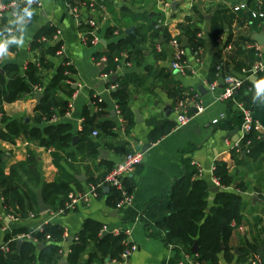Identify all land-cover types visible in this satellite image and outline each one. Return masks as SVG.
Returning a JSON list of instances; mask_svg holds the SVG:
<instances>
[{"label":"crops","instance_id":"1","mask_svg":"<svg viewBox=\"0 0 264 264\" xmlns=\"http://www.w3.org/2000/svg\"><path fill=\"white\" fill-rule=\"evenodd\" d=\"M37 1L40 6L17 5L0 20V67L14 65L21 74L31 63L37 67L41 77V87L31 86L30 94L1 105L3 117L7 122L21 120L27 129L38 130L41 137H44L42 131L46 127L58 124L69 127V142L62 151L56 152L58 165L76 182L67 184L69 192L86 190L97 183L109 167L119 163L123 155L142 152L146 147L140 165L123 179L132 184V200L128 206L114 209L113 193L111 189L104 188L106 190L102 189L98 197L86 206H79L45 223L49 212L62 205L63 198L61 194L45 202L41 195L42 185L53 184L57 177L51 156L54 149L39 146L37 140L27 141L23 135L8 140L0 138L1 174L7 177L19 196L25 192L30 198L31 208L30 212H19L17 207L5 208L0 195V224L5 227V231L0 233V241L5 233L12 230H27L16 235L27 234L42 225L47 229L48 239L32 242L35 244V257L49 245L56 247V253L60 255V258L47 264H68L67 255L78 237L84 239L85 247L72 264H114L118 261L115 258L117 251L109 245L110 240L115 233L123 235L127 231V241L135 247V251L126 264H193V258L184 254L180 247L164 244V234L157 224L167 214L170 185L183 174L182 161L197 165L199 174L196 178L208 187L207 208L212 206L215 194L210 192L215 187L211 168L215 162H221L232 180L225 189L217 187L219 191L228 190L238 195L242 204L239 222L232 226L227 240L229 258L225 259L221 251L217 254L216 264H245L243 258H248L251 250L256 251L262 246L263 252L264 150L255 157L249 155L247 146L239 144L241 120L237 106L249 109L258 132L263 133L264 71L249 76L248 85L243 84L231 99L218 102L215 97L221 90V84L214 79L212 69L218 66L222 76L242 79L241 70L245 69L242 67L264 62V24L248 15L256 8L264 9V0H102L103 12L90 14L80 10L78 20L69 14L65 0ZM239 5L245 8L234 11L233 8ZM144 17L147 20L159 18L153 26L155 36L147 30ZM89 19L96 23V45L82 44L79 40V35L88 37L91 31L86 24ZM211 21L221 30L216 38L210 34ZM158 23L160 25L156 29ZM130 27L133 28L131 37L143 40L141 45L122 51L113 74L102 78L106 75L101 71L105 65L103 52H106L108 44L124 40L127 37L124 31ZM45 28L59 32L58 42L52 40L54 33L50 38L38 37ZM108 30H111V35L105 37ZM185 30L195 31L192 42L200 43L195 50L188 47ZM170 38L178 39L180 44L182 39L186 40L187 46L183 48L186 69L183 75L169 67L171 51L167 42ZM255 38H260L262 44H258ZM33 42L37 46L31 48ZM57 43L60 56L56 55L59 48L52 54L51 47ZM136 49L141 54L133 56ZM40 58L41 63L47 66L39 65ZM65 64L69 71L54 96L66 103L71 101L70 119L61 117L50 123L43 117L35 123L34 108L39 103L35 104L33 96L41 94L58 67H65ZM113 76L116 77L114 82L106 81ZM121 78L130 79L127 86L130 125L122 118L119 109L116 113L114 107L117 105L110 95V91L115 90H110V86L116 85L115 82ZM214 81L216 89L209 92L207 87ZM171 90H178L182 97L203 107L201 113L181 127L175 124L176 103L168 95ZM72 95L75 97L71 100ZM96 98L102 102L99 111L93 103ZM190 110L192 112V108ZM133 112L140 121L134 122ZM54 113L51 116L60 117L64 112L58 114L54 110ZM219 115L223 119L211 125V120ZM84 118L91 121L90 125H86L87 132L82 141L89 142L91 150L85 143L78 142ZM163 121L174 125L166 134L149 140L150 122ZM4 124L1 123L0 131H3ZM233 127L238 128L236 134L231 133ZM91 132L96 135L91 136ZM234 140L238 143L236 147L237 143L232 142ZM261 140L264 141L263 138ZM27 150L35 161L33 173L29 176L17 166L25 161ZM38 200L47 207L46 211L39 212ZM8 210L18 214L16 221L6 219ZM104 238L106 240L100 242ZM123 240L120 243L122 246ZM23 241L20 240L18 247L15 243L16 251ZM262 252L259 254L262 255Z\"/></svg>","mask_w":264,"mask_h":264},{"label":"trees","instance_id":"2","mask_svg":"<svg viewBox=\"0 0 264 264\" xmlns=\"http://www.w3.org/2000/svg\"><path fill=\"white\" fill-rule=\"evenodd\" d=\"M254 7V5H252ZM251 6V7H252ZM263 8V7H262ZM194 12V8H192ZM249 17L250 14L248 13ZM144 21L147 22V30L152 32V35L155 36L156 30H153V26L159 18H151L149 20L144 17ZM187 20V19H186ZM185 30L184 34L188 39L189 48L195 50L199 47V42H192L194 38V30ZM53 30L45 28L39 35L45 38H50L53 34ZM221 33L220 28L213 22H210V34L213 38H216ZM111 35V30L106 31L105 37ZM143 40H135L131 36H127L124 40H118L114 44H108L106 47V52H103L105 59V65L101 70L103 74L111 73L113 74L116 65L118 56L122 51L128 50V48H135L141 45ZM58 44L52 45V54L58 47ZM37 44L33 42L31 48L36 47ZM130 53V52H128ZM127 53V55H128ZM132 54V53H130ZM141 54L139 49L134 51L133 56ZM101 56V54H99ZM39 65L42 67L47 66V64L41 63V58L38 60ZM247 68V67H242ZM0 112L2 104H9L14 101H17L24 95L31 93V86L41 87V77L38 74L37 67L34 64H27L22 70L21 74L19 70L14 65H5L0 67ZM69 71L67 64L64 66H59L52 80L42 89L41 99L39 104L34 108L35 118L34 122L39 123L44 117L46 120L52 115L55 114L54 110L58 114H62L66 109V101L58 100L55 95V90L59 88V83L66 78V73ZM216 74V68L212 69V75L214 79ZM218 75L222 76V73L218 72ZM116 88L114 91H110L112 99L115 101L119 112L123 119L126 120L127 125L131 123V113L128 110V93L127 86L130 84L129 78H121L115 82ZM244 85H248L247 79L243 81ZM168 95L173 99V102L187 100L181 96L178 90H171L168 92ZM96 107L99 108L100 105L96 104ZM85 111L82 110L83 115ZM130 120V121H129ZM88 118H84L83 128L78 134V142H83L84 135L86 134V125H90ZM4 124L3 131H0V138L3 140H8L11 137L17 135H23L27 141L37 140L39 146L50 147L54 149V152L51 153L52 163L57 170V177L53 184H44L41 188V195L45 202L47 200H54L58 195H63L62 202L64 201L69 189L67 187L68 183H76L73 178L66 174V172L58 165L57 163V151H62L67 142H69L71 136L69 135V127L67 125H54L49 126L43 129L42 134L44 137H41L38 130L36 129H27L26 126L22 123L21 120L6 121V118H1V123ZM152 130L149 134V140L156 139L164 134H166L174 125L171 122H150ZM154 136V137H153ZM248 141L246 150L249 155L258 157L261 154V151L264 150V141L260 138H257V134L254 132L249 133L244 141ZM85 143L86 147L91 150V145L89 142ZM35 161L33 155L30 151L27 150V157L24 162L18 164L19 170H23V173L26 176H29L33 173ZM183 165V174L182 176L174 180L170 185L167 195H168V204H167V214L163 220L157 224L160 230L164 234V244L180 247V250L184 254H190V248L195 243L196 253L194 259L198 263L203 264H216L217 254L221 251L224 254L225 259H228V248L227 240L230 236V233L234 227L239 222V212L241 209V198L228 191L221 190L214 194L212 200V206L207 208L206 198L208 196V187L200 179H197L196 176L197 170L194 166L190 165L187 161H182ZM2 168V159L0 155V188H1V198L2 206L5 208H16L19 212L24 210L29 211L30 208V198L22 192V196H19L15 193L12 186L8 182L7 177H3L1 174ZM109 167L107 171L110 170ZM26 169V170H24ZM104 173V174H105ZM212 177L217 181L218 187L223 189L229 187L231 184V177L228 175L225 165L221 162H215L212 170ZM127 182V183H126ZM123 186L126 192L132 193V184L130 181H123ZM114 197V205L119 199V194L111 189ZM25 202V203H24ZM233 224V227L230 225ZM1 226V224H0ZM42 230L40 233H35L32 236L39 242L44 240L45 235H47V229L45 226L41 227ZM20 232H27V230H12L11 232L5 233L2 237V242H7L14 235ZM110 240V246L114 247L117 251L116 259L119 258L120 253L123 251L124 246L120 243L123 240V235L118 234L112 236ZM106 238V237H105ZM101 239L104 241L106 239ZM50 239V238H49ZM57 238L56 240H58ZM48 241V240H45ZM54 241V240H53ZM77 243L70 247L69 253L67 255L68 264L74 263L77 258H79L80 253L84 249L85 243L84 239L79 238L76 240ZM174 246V248H175ZM8 252H0V264H47L49 261L57 260L60 258V255L56 253V247L51 245L46 246L44 251H41L37 257H35V244L31 241L24 240L20 248L15 250V241L9 242L7 244ZM256 253L255 250H251V254ZM249 255V256H250ZM264 256V250L262 252ZM248 256V257H249ZM244 262L248 258H243ZM241 259V260H243Z\"/></svg>","mask_w":264,"mask_h":264},{"label":"built area","instance_id":"3","mask_svg":"<svg viewBox=\"0 0 264 264\" xmlns=\"http://www.w3.org/2000/svg\"><path fill=\"white\" fill-rule=\"evenodd\" d=\"M66 8L68 9L69 14L75 19L78 20V14L80 10H84L90 14H94L96 12H103L104 7L102 4V0L93 1V0H65ZM17 5H25V6H40V3L37 0H13L8 2H2L0 0V20L4 16V14L9 11L12 8H15ZM244 5H239L233 8L234 11H237L239 9H244ZM250 17L254 20H257L260 23L264 24V9L256 8L254 11H250ZM87 26L90 28L91 31L88 32V37H85L84 35H79V40L82 44H85L88 42L91 45H96L98 43V37L96 34V23L94 20L89 19L86 21ZM77 25V24H76ZM159 23L155 25V28H159ZM162 25V24H161ZM58 36L59 32L55 31L52 35V40L55 42H58ZM87 39V41H86ZM167 46L171 51L170 56V62L169 67L171 70L179 73L180 75H183L186 66L183 60L184 57V49L181 47L180 42L176 38H170L167 42ZM157 51H159V48H157ZM60 48L57 50L56 55L60 56ZM264 71V62H256L252 64L250 67L246 69L241 70V74L244 76L242 79L237 78L230 75L221 76L218 75L219 67H216V80H219L221 83V90L219 91L218 95L215 97V100L218 102L226 101L232 98L233 94L243 86V81H245L249 76H255L258 73H261ZM102 78H107V75H103ZM216 81L214 83L210 84L207 88L209 92H212L216 89ZM116 88V85L110 86V90H114ZM75 97L74 95L71 96L72 98ZM95 105L96 111H99V108L96 107L97 105H100L101 99L96 98V100L93 102ZM195 110L196 113H192L191 109ZM116 113L118 112V108L114 107ZM175 124L177 127L184 126L189 122V120L201 113L203 111V107L200 105V103H192L191 99L178 101L175 104ZM237 111L240 116L241 120V126H240V137H239V144L244 141L245 137L251 133L256 132L257 138L264 139V132H258V126L255 122L252 121L249 115V109L245 108L244 106L238 105ZM72 113V103L69 101L66 105V109L62 116H51L47 119L50 123H55L59 118L63 119H70ZM1 118L2 113L0 112V127H1ZM223 116L219 115L217 118L211 120L210 124L215 125L218 121L222 120ZM95 132H91V136H95ZM237 143V142H236ZM238 145L235 144V147ZM248 145V141L244 142V146ZM143 153L140 151H134L129 152L123 155L121 161L115 165H113L109 171H107L103 176L98 180L97 183L90 185L86 190L84 191H78V192H69L67 193L62 205L56 210L49 212L45 223H47L49 220H52L57 217L64 216L72 211H74L79 206H86L91 200H94L98 197V194L100 191L104 188L107 189H113L119 194V199L114 205V209H120L124 206H128L131 203L132 200V193L126 192L124 189V186L122 185V181L125 177H127L129 174H132V172L137 168L142 160ZM196 170L197 174H199V169L197 165L192 163ZM213 168H211L212 173ZM212 175V174H211ZM213 184L217 187V181L212 177ZM2 201V198H1ZM18 214H13L12 211L8 210L6 219L8 221H16L18 218ZM29 217H32V215H29ZM233 226V223L230 224ZM42 225L35 228L33 232L27 233V234H20L15 235L7 242L0 241V252L1 253H7L8 247L7 244L9 242H12L14 240H28L33 243L36 242V239L32 236L35 233H40L42 230ZM5 231L4 226H0V233ZM128 232H123L124 240L122 242L124 249L120 253L118 261L114 264H126L129 257L132 255V253L135 251V247L130 244L127 241ZM117 235V233H115ZM45 239H48V236L45 235ZM195 255H191L193 258V264H203L198 263L194 259ZM245 264H264V258L259 253H253L248 257V260Z\"/></svg>","mask_w":264,"mask_h":264},{"label":"water","instance_id":"4","mask_svg":"<svg viewBox=\"0 0 264 264\" xmlns=\"http://www.w3.org/2000/svg\"><path fill=\"white\" fill-rule=\"evenodd\" d=\"M173 6H174V4L171 5V7H173ZM124 33H125L127 36H131V35H133V28H132V27L127 28V29L124 31ZM255 41H256L258 44H260V45L262 44L260 38H255ZM180 45H181L182 48L186 47V46H187V44H186V40H185V39H182ZM101 65H102V64H101ZM115 79H116V77L113 76V77L109 78V79L106 80V81H107V82H114ZM219 83H221V82L219 81ZM33 99H34V101H35V104H38L39 101H40V99H41V94H35V95L33 96ZM133 113H134V122H138V121H140V119H139L138 115L136 114V112H133ZM192 113H196L195 110H192ZM237 130H238L237 127H233L231 133H232V134H236V133H237ZM72 140L74 141V138H73ZM232 142L234 143V142H236V140H234V141H232ZM145 147H146V146H145ZM145 147L142 149V152L145 150ZM103 190H106V189H103ZM218 191H219V188L216 187V186L213 187V188L210 190V192H214V193H216V192H218ZM252 199H254V198H252ZM37 206H38V210H39L40 213H41V212H44V211L47 210V207H46V206H43L40 200H38V204H37ZM15 243H16V246H17V247L20 245V241H19V240H16ZM256 252H257V253H261V252H262V246L259 247V248H257V249H256ZM190 253H191L192 255H195V253H196V245H195V243H194V244L192 245V247L190 248ZM234 253H236V251H234Z\"/></svg>","mask_w":264,"mask_h":264}]
</instances>
